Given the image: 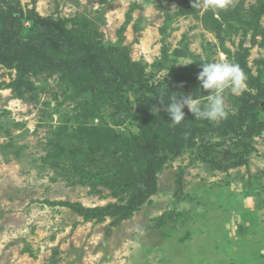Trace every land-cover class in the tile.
Here are the masks:
<instances>
[{
	"label": "rangeland",
	"instance_id": "374dc122",
	"mask_svg": "<svg viewBox=\"0 0 264 264\" xmlns=\"http://www.w3.org/2000/svg\"><path fill=\"white\" fill-rule=\"evenodd\" d=\"M145 2L0 0L11 12L6 26L25 40L65 58L97 51L111 72L130 58L146 81L141 95L123 88L98 102L60 74L21 76L0 64V264H264V0H227L216 10L150 0L147 15ZM37 17L60 27L35 31ZM222 61L239 65L246 88L225 92L226 119L205 125L185 115L181 126L201 132L197 147L163 154L157 192L133 217L87 221L67 206L128 200L132 192L115 196L95 177L126 160L107 154L99 136L138 133L139 109L162 110L155 93L193 94L199 64ZM241 113L247 126L256 118L253 138L231 132ZM210 161L242 165L219 170Z\"/></svg>",
	"mask_w": 264,
	"mask_h": 264
},
{
	"label": "trees",
	"instance_id": "16d2710c",
	"mask_svg": "<svg viewBox=\"0 0 264 264\" xmlns=\"http://www.w3.org/2000/svg\"><path fill=\"white\" fill-rule=\"evenodd\" d=\"M4 12L0 11V64L16 69L21 76L40 72H48L53 75L60 74L74 92L91 93L98 98V102L104 101L105 98L109 101L113 100L115 94H119L120 90L122 92L123 88L137 95L144 93L145 70L138 63H133L130 58L126 61L117 62L111 72L102 65V61L106 59L105 55L97 53V51H89L81 56L75 55L71 58H65L61 56L62 54L58 55L59 52H48L35 45L33 41L25 40L15 30L14 25H10L11 29H8L6 24L9 23L11 12ZM32 21L35 31H49L55 30L54 28L58 26L60 27L58 22L48 18L37 17ZM60 30L66 39L71 37L70 31L66 28L63 27ZM241 66L246 67L245 65ZM105 69H107V72ZM155 94L160 96L157 93ZM163 97L165 105H163L159 114L141 108L140 111H137L138 114L134 115L139 129L138 133L130 134L127 137L124 135L99 136L106 140L105 152L107 154L115 156L120 152L125 155L126 160L120 166L119 171L113 173L112 169L106 166L108 173H104V176L100 174V176L96 175L95 177H101V180L104 177V184L115 191V196L132 193L125 202L111 203L105 207L86 209L81 205H67L78 215L84 217L85 220L102 221L113 218L120 222L130 219L156 194L158 176L163 171L166 161L163 154L178 155L185 149L197 147V138L201 132L184 129L181 124H172L167 112L164 111L169 96L163 95ZM184 111L187 118H195L187 108ZM246 116L241 113L238 128L232 129L231 132L239 134L244 132L246 137L253 138L255 131L250 126L256 122V118L247 126ZM201 123L207 125L210 122L201 120ZM244 128H246L245 131ZM226 134H228L227 130L222 132V135ZM114 144L115 146L112 149ZM98 148L99 142L95 141L91 151H97ZM201 149V155L209 151L205 147ZM131 157L139 159V168L134 167L135 164ZM210 163L219 170L242 165V163L236 161L226 166L222 165L221 162L210 161Z\"/></svg>",
	"mask_w": 264,
	"mask_h": 264
},
{
	"label": "clouds",
	"instance_id": "9594fccd",
	"mask_svg": "<svg viewBox=\"0 0 264 264\" xmlns=\"http://www.w3.org/2000/svg\"><path fill=\"white\" fill-rule=\"evenodd\" d=\"M227 6V0H194L192 8L199 9H224ZM144 11L147 15L150 13L154 5L145 2ZM178 64L176 66H181ZM185 66V65H183ZM201 71L198 73L197 79L199 87L193 94H170L167 106L164 111L167 112L169 120L174 125H179L185 121V111L195 117V120H206L209 122H218L226 119L228 112L225 105V92L228 91L232 95L239 96L246 88V77L238 64L228 61L208 62L199 64ZM201 90L207 93L206 99L201 100ZM161 105H165L163 95L158 96ZM154 114H159L160 109L154 107Z\"/></svg>",
	"mask_w": 264,
	"mask_h": 264
}]
</instances>
